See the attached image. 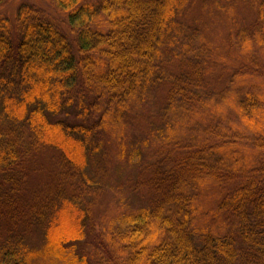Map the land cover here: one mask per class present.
Wrapping results in <instances>:
<instances>
[{
  "label": "trees",
  "instance_id": "16d2710c",
  "mask_svg": "<svg viewBox=\"0 0 264 264\" xmlns=\"http://www.w3.org/2000/svg\"><path fill=\"white\" fill-rule=\"evenodd\" d=\"M46 1L58 15L26 1L0 14V264L67 259L95 227L85 194L112 148L151 151L155 194L100 215V264H264V0ZM160 84L156 129L128 135ZM42 148L50 176L29 193ZM216 190L219 218L200 225Z\"/></svg>",
  "mask_w": 264,
  "mask_h": 264
},
{
  "label": "rangeland",
  "instance_id": "374dc122",
  "mask_svg": "<svg viewBox=\"0 0 264 264\" xmlns=\"http://www.w3.org/2000/svg\"><path fill=\"white\" fill-rule=\"evenodd\" d=\"M22 1L34 3L38 7L47 10L51 15H58L57 10L46 0H4L0 4V14L9 18L12 17ZM207 1L209 2L210 0ZM191 10L194 13L200 12L198 2H195L191 6ZM206 10H209V8H206ZM205 20H207L208 26L212 25L213 28L214 21H209L208 17ZM167 67L176 69L177 62L173 61L170 64L167 62ZM165 89L166 85L160 84L156 88V91H153L152 98L134 112L135 116L131 121L130 132H127L126 129L128 135L132 134V129L136 133L145 132L150 127L154 128V130L156 129L157 124L151 125L149 122H151V119L159 120L156 112L165 101ZM115 145L114 141L113 146ZM149 153L151 151H145L139 158L131 161L129 158L119 157L118 150L111 149L105 158H103L101 166L97 167L101 181L90 182L88 192L85 194L86 199L91 201V214L95 218V227L92 230L86 231L81 240L73 242V246H69L70 248L67 249V259H56L54 256H48L45 258L48 260L44 259L42 261L43 264H83L77 261L74 256L79 258L84 256V264H100L102 259H111L108 256L109 244L104 236L105 233L100 229V215L108 212V208L113 206L118 198L122 197L121 194L124 195L127 202L131 203L132 207L148 203L154 197V189L149 183L151 174V168L147 165ZM125 154L128 155L130 153ZM53 155H55V152L52 149L42 148L36 153L33 159L28 161L27 169L29 172L27 174L26 184L29 187V193L47 181V178L50 176L49 167L52 164ZM120 159L123 161L118 162ZM40 190L44 192L42 188ZM218 196L219 192L217 190L212 199L209 200V197L205 196L204 201L206 200L208 202L207 206H200L203 202V197H201L202 200L200 203L197 202V209L195 211L197 223L202 225L204 223L209 224L213 220L214 223L216 222L219 217L215 216V212L213 211H215L214 207ZM27 235L31 246L38 247L42 244V241L44 242L43 231H28ZM103 254H107V256Z\"/></svg>",
  "mask_w": 264,
  "mask_h": 264
}]
</instances>
